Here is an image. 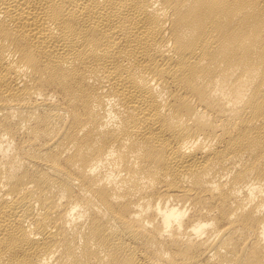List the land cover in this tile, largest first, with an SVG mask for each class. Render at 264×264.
<instances>
[{
  "label": "bare ground",
  "instance_id": "bare-ground-1",
  "mask_svg": "<svg viewBox=\"0 0 264 264\" xmlns=\"http://www.w3.org/2000/svg\"><path fill=\"white\" fill-rule=\"evenodd\" d=\"M0 264H264V0H0Z\"/></svg>",
  "mask_w": 264,
  "mask_h": 264
}]
</instances>
